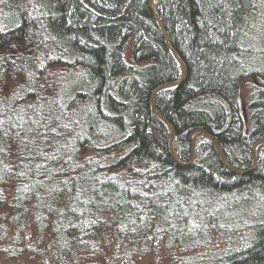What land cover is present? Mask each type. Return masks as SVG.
<instances>
[{
    "label": "trees",
    "instance_id": "1",
    "mask_svg": "<svg viewBox=\"0 0 264 264\" xmlns=\"http://www.w3.org/2000/svg\"><path fill=\"white\" fill-rule=\"evenodd\" d=\"M153 4L0 0V207L17 253L108 264L105 235L121 256L214 229L232 245L191 264H264V83L248 116L241 95L264 75V0Z\"/></svg>",
    "mask_w": 264,
    "mask_h": 264
},
{
    "label": "rangeland",
    "instance_id": "2",
    "mask_svg": "<svg viewBox=\"0 0 264 264\" xmlns=\"http://www.w3.org/2000/svg\"><path fill=\"white\" fill-rule=\"evenodd\" d=\"M255 35L251 38V43H249L253 51L257 50V54L254 52L248 57V60L251 62L256 60L255 56L258 55V51L263 44L262 41L259 42V37ZM257 59H259L262 65L263 57L260 56ZM252 64L253 68L261 70L260 64ZM263 83L264 75L262 73H257L245 80L241 93L244 115L248 116L250 111L249 101ZM16 235H18L17 231L9 224L8 213L0 207V264H98L99 258L84 253L74 259L61 260L58 257L51 256L45 244L36 243L33 244L34 248L32 251L17 253L23 245L17 243L15 240ZM161 240L155 238L150 248L146 250L137 248V250L132 251L129 255L123 251L120 256L118 250L120 251L123 245L121 243L118 245L117 241L115 242L111 240L109 235H105L103 236L104 261L107 260L108 264H184V261L185 264H191L194 261L202 263L218 255L222 249L232 245L231 238L214 229L209 232L207 241L204 244L194 248L180 250L178 246L171 245L170 243L165 244Z\"/></svg>",
    "mask_w": 264,
    "mask_h": 264
},
{
    "label": "water",
    "instance_id": "3",
    "mask_svg": "<svg viewBox=\"0 0 264 264\" xmlns=\"http://www.w3.org/2000/svg\"><path fill=\"white\" fill-rule=\"evenodd\" d=\"M153 2H154V0H151V5H152L153 9L155 10V7H154ZM159 21H160V19H159ZM162 29H164V28H162ZM165 35H166V33H165ZM174 52H175V51H174ZM175 53H176V52H175ZM176 55H177V54H176ZM182 65H183V68H184V73H183V76L181 77V79H179V80H177V81H171V82L165 83V84L161 85L160 87H158L157 89L154 90V92H153V94H152V98H151V104H152V107H153L155 110H156V106H155V96H156V93H157L160 89H162V88L177 85V84H179V83L183 80L184 75H185V65H184L183 62H182ZM158 114H159V113H158ZM159 115H160L162 118H164L161 114H159ZM173 131H174V130H173V128H172V135H171V136H173ZM198 132H203V133H205L203 130H199ZM209 137H210V139L212 140V142H213L214 146L216 147V149L218 150V152H219V154H220V156H221L223 162H224L226 165H228V164L226 163V160H225V158H224V156H223V154H222V152H221V149H220V147H219V145H218L216 139H215L213 136H211V135H209ZM259 144H260V143H259ZM259 144H258V145H259ZM194 145H195V143H194ZM258 145H257V146H258ZM170 151H171V153L176 157V154H175V151H174V148H173L172 143H171V145H170ZM176 158H177V157H176ZM193 158H194V157H192V160H193ZM177 159H178V158H177Z\"/></svg>",
    "mask_w": 264,
    "mask_h": 264
}]
</instances>
